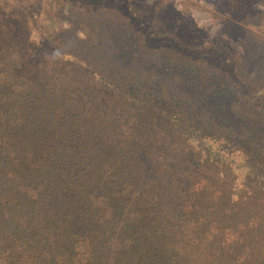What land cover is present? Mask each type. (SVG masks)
<instances>
[{"label":"trees","instance_id":"1","mask_svg":"<svg viewBox=\"0 0 264 264\" xmlns=\"http://www.w3.org/2000/svg\"><path fill=\"white\" fill-rule=\"evenodd\" d=\"M100 6L0 31V264H264V0Z\"/></svg>","mask_w":264,"mask_h":264},{"label":"rangeland","instance_id":"2","mask_svg":"<svg viewBox=\"0 0 264 264\" xmlns=\"http://www.w3.org/2000/svg\"><path fill=\"white\" fill-rule=\"evenodd\" d=\"M0 0V31L5 20L14 23L24 38L35 49L48 47V39L53 38L57 46H76L79 40L91 32L85 22L102 16L100 2L108 0ZM138 3L140 0H132ZM182 14L191 19L197 27L206 28V40L217 33L219 21L213 19L209 10L214 0H170ZM83 2V3H82ZM75 4V5H74ZM82 6H80V5ZM209 11H208V10ZM80 14V15H79ZM79 15V16H78ZM92 16V17H91ZM78 18V20L76 19ZM82 19V20H80ZM73 20H77L74 25ZM46 34L48 36H46ZM61 35L62 40L59 38ZM79 41V42H78ZM25 44V43H23Z\"/></svg>","mask_w":264,"mask_h":264}]
</instances>
